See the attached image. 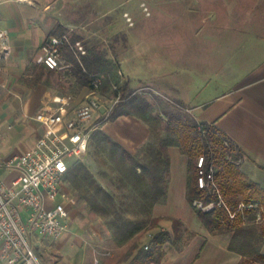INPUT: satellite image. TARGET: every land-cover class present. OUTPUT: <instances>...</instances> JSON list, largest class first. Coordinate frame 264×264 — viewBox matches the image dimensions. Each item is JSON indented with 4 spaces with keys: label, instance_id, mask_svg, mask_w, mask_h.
I'll return each instance as SVG.
<instances>
[{
    "label": "crops",
    "instance_id": "obj_1",
    "mask_svg": "<svg viewBox=\"0 0 264 264\" xmlns=\"http://www.w3.org/2000/svg\"><path fill=\"white\" fill-rule=\"evenodd\" d=\"M126 1L123 0L122 5ZM138 1L137 5L124 7L119 13L120 3L94 0L95 10L102 14L100 17L108 18L102 29L106 28L109 32L111 46L107 48L102 43L106 38L98 40L93 46L101 45L108 49V57L120 63L125 80H129L134 89L138 82L143 81L140 74L145 75L144 68L140 67L137 71L138 61L149 52L145 43L152 36L159 45L163 43L161 34L156 37L155 32L146 31L144 18L153 16L155 9L161 13L162 8L167 16L178 18L184 14L186 23L195 25L199 11L193 8L192 1L161 0L151 4L152 14L146 16L141 6L145 0ZM81 9V1L77 3L76 0H0V29L8 33L11 47L9 52L0 47V132L3 133L0 138V180L11 183L18 176V171L6 167L4 162L16 152L28 150L45 135L46 128L41 118L64 102L62 95L67 88L68 91H76L75 96L71 94L74 101L68 104L70 114L84 100L88 91L86 85L76 77H69L71 82L67 83L66 88L61 71H51L37 62L45 40L60 27L66 29L72 24L68 12H81ZM192 11L197 14L190 15ZM125 12L135 19V25L126 23V19H123ZM78 31L81 39L90 42L100 30L91 34V30L82 27ZM68 53L65 52V57L70 60ZM260 65L258 72L251 74L239 87L204 103L207 107L201 119L209 122L218 119L217 127L235 142L241 152L239 163L242 171L264 187V66L262 63ZM169 151L168 194L165 202L154 207V215L164 218L160 222L162 229L172 233L170 218H177L195 232V236L180 248L176 247L182 243H165L166 255L162 261L149 264H196L199 252L211 240L201 232L204 226L187 200L188 157L176 147ZM165 204L169 206L165 207ZM70 210L75 218V206ZM73 219L70 220V230L59 238L33 235L32 243L44 264H94L96 257L100 258L102 264H144L141 259H135L137 250L123 260L119 259L117 251L101 252L96 241L88 240L84 230L72 223ZM197 238H201L202 243L199 250L193 253L190 247ZM2 246L0 240V254ZM0 264H5L1 257Z\"/></svg>",
    "mask_w": 264,
    "mask_h": 264
},
{
    "label": "rangeland",
    "instance_id": "obj_2",
    "mask_svg": "<svg viewBox=\"0 0 264 264\" xmlns=\"http://www.w3.org/2000/svg\"><path fill=\"white\" fill-rule=\"evenodd\" d=\"M79 1L82 6L81 12H68V16L73 22L63 33L69 31L72 37H75L80 36L78 30H81L82 27L91 30V34L100 30L99 34L93 35L94 38H91L90 42H84L88 47H92L98 40L103 41L106 38V41L102 43L110 48V34L106 28L102 29L106 26L108 18L100 17L102 14L95 10L94 0H76L77 3ZM108 1L109 4L120 3L119 5H122L123 0ZM160 1L145 0V3L141 4L142 12L146 16H150L152 14L151 4ZM187 1L189 3L192 1L193 8L199 9L195 25H188L184 14H180L178 18L167 16L162 8L161 13L155 9L153 16L144 18L147 25L146 31L155 32L156 37L161 34L163 43L159 45L154 36L145 43L149 47V52L146 54L148 57L138 61L137 66V71L140 67L145 69H143L145 75L140 74L143 81L135 85V90H139L152 101H155L157 97L162 98L168 102L169 110L176 115L185 114L202 120L201 115L207 107L204 103L239 87L251 74L258 72L261 63L264 66V0ZM124 3L126 4L118 9L119 13L124 7L137 5L139 1L129 0ZM143 5L147 7V11L144 10ZM76 9H78L77 6ZM79 13H82L83 16ZM126 13L128 12L124 13L123 19H126ZM189 14L197 13L192 11ZM133 21V25H135L134 18ZM126 23L128 22L126 21ZM118 51L120 52V50ZM61 79L66 83L67 88V83L71 82L70 78H65L61 74ZM64 93L62 101H67V96L71 94L75 96L76 91H68L67 88ZM113 97L111 91H100L102 107L94 120L96 128L90 138L86 154L76 162L80 161L86 164L96 179L107 186L110 192L118 195L123 194L124 201L129 206L132 202L131 197L134 196L130 185H128L130 176L128 172L121 169L122 161L114 158V155L124 148L127 152L139 153L140 157L146 160L150 157V152L157 146L158 134L151 130L147 124L132 116H119L116 119H111ZM105 116H107L106 120L101 121ZM165 133L164 130L162 134ZM104 135L107 139L106 142H116L113 149L108 144L104 149L99 147L96 138L104 137ZM129 160V157H126L124 161L129 164ZM232 160H235L237 166H240L239 160ZM219 169L223 176H214L215 184L220 191L221 198L226 202L229 198L232 201L230 205L234 206V201H241L242 198L240 195L224 194L221 191V183L228 182L231 177L225 173L223 164L219 166ZM63 191L70 196L68 202L74 200L77 214L75 218L71 216L72 219L74 218L72 223L79 225L84 230L88 240L96 241L101 252L117 251L119 259L123 260L128 258L127 252L131 251L132 246L136 243H139L140 246L149 243L151 246L149 233L145 231H141L123 246L118 245L115 241L116 234L109 225V219L103 218L87 205L79 195L78 187L71 188L67 182ZM164 206L168 207L169 205L165 204ZM263 225L264 213L258 211L257 216H251V220L242 224V236L238 239V244H234L235 248L231 247L232 232L223 231L213 235L204 227V231L201 232L206 234L211 241L199 252L196 264H264V259L259 258L257 254V252L264 254ZM152 232L155 233V230ZM187 238L191 239V234L185 233L184 240ZM244 238L249 239L247 253H240L237 248ZM194 242L190 247L193 253L199 250L202 241L201 238H197ZM183 244L175 247L180 248ZM39 259L44 264L41 256Z\"/></svg>",
    "mask_w": 264,
    "mask_h": 264
},
{
    "label": "trees",
    "instance_id": "obj_3",
    "mask_svg": "<svg viewBox=\"0 0 264 264\" xmlns=\"http://www.w3.org/2000/svg\"><path fill=\"white\" fill-rule=\"evenodd\" d=\"M64 30L65 28L60 27L54 35L62 34ZM73 38L81 39L79 36ZM84 44L88 49V54L82 57L83 64L75 58L73 53L69 52L70 60L66 59L73 65L62 72V75L65 78L76 77L81 84L89 88V78L84 68L88 72L105 73L107 76L101 90L109 92L112 83H116L122 95V99L113 107L110 118L132 116L147 124L158 134V137L157 146L146 160H143L139 153H130L124 148L114 155V158L122 161L121 169L128 172L130 176L128 185L134 193L131 197V205H126L123 194L110 192L107 186L96 179L89 167L80 161L76 162L67 174L70 187H78L79 195L87 205L103 218L109 219V225L116 234L115 241L118 245L128 243L141 231L149 233L155 230L156 232L150 239L149 249L146 250L144 245L140 246L136 243L126 256H130L137 250L135 259H141L144 264L159 263L166 255L165 243L186 245L190 239L184 240L185 233L191 234L192 237L195 236V233L188 230L177 218H170L172 233L162 229L160 222L164 218L154 215V207L158 203L165 202L167 198L171 165L169 150L176 147L188 157L189 176L186 192L188 202L194 208L202 225L211 234L223 231L232 232L231 247L235 248L234 244H238V239L242 236V224L251 220V216H257L258 211L264 213V187L248 178L240 166H237L235 160H232H239L241 152L235 142L217 127L218 119L209 122L197 120L185 114L176 115L169 110L168 102L162 98L157 97L155 101H152L141 92L134 93L135 89L131 87L129 80H125L124 75L119 73L120 63L108 57V49L101 45L88 47L85 42ZM163 116L166 118L163 119ZM164 130L166 133L162 134ZM96 140L101 149H104L107 144L112 149L116 146V142H106L105 135L97 137ZM199 156L205 157L206 171L212 169L216 177L223 176L219 169V166L223 164L225 173L231 179L228 182H222L220 189L224 194L240 195L241 201H234L235 205L231 206L232 201L229 198L228 202L223 200L217 186L199 187L197 165ZM126 157L130 159L129 164L124 161ZM196 202L201 203L202 206H198ZM209 204H213V207L204 209ZM241 204L244 207L239 209ZM262 233L264 234V225ZM248 240L247 238L241 240L237 248L240 253H247ZM257 254L259 258L264 259V254L258 252Z\"/></svg>",
    "mask_w": 264,
    "mask_h": 264
},
{
    "label": "built area",
    "instance_id": "obj_4",
    "mask_svg": "<svg viewBox=\"0 0 264 264\" xmlns=\"http://www.w3.org/2000/svg\"><path fill=\"white\" fill-rule=\"evenodd\" d=\"M144 10H148L146 6ZM125 17L129 25L134 24L128 13ZM0 47L5 52L11 49L8 33L2 29ZM66 51L73 53L81 64L82 57L88 54L83 40L74 39L66 31L45 40L37 62L48 69L65 72L73 65L66 59ZM84 71L88 74L89 88L83 102L70 114L68 104L74 98L68 95L67 101L41 118L46 128L45 135L28 150L16 152L4 162L6 167L19 173L11 183L0 180V240L3 243L0 257L5 264H42L32 243L33 235L59 238L70 230V209L74 200L68 202L70 196L64 193L63 188L69 170L88 150L96 128L94 120L102 107L100 91L107 76L105 73L88 72L86 68ZM119 73L123 75L121 71ZM111 92L114 96L112 111L122 95L116 83H112ZM197 165L199 187L216 186L213 170L205 169L204 156L199 157ZM196 204L202 206L201 203ZM212 207L213 204L204 209ZM243 207L241 204L239 209ZM148 237L150 240L153 232H149ZM144 248L149 249L150 244L146 243ZM94 264H102L100 258L96 257Z\"/></svg>",
    "mask_w": 264,
    "mask_h": 264
}]
</instances>
